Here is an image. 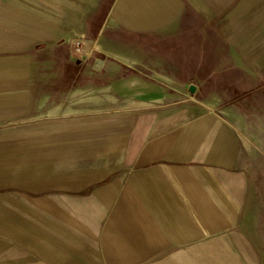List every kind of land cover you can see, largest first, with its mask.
Masks as SVG:
<instances>
[{
    "label": "crops",
    "instance_id": "1",
    "mask_svg": "<svg viewBox=\"0 0 264 264\" xmlns=\"http://www.w3.org/2000/svg\"><path fill=\"white\" fill-rule=\"evenodd\" d=\"M101 51L133 70L103 82ZM108 92L128 123L49 107ZM32 120L28 149L6 127ZM262 239L264 0H0V264H188Z\"/></svg>",
    "mask_w": 264,
    "mask_h": 264
},
{
    "label": "rangeland",
    "instance_id": "2",
    "mask_svg": "<svg viewBox=\"0 0 264 264\" xmlns=\"http://www.w3.org/2000/svg\"><path fill=\"white\" fill-rule=\"evenodd\" d=\"M76 39L81 40V41L83 40L80 36L76 37ZM82 42H84V41H82ZM82 42L78 46H76V49L78 51H76L75 57H76V59H79V60L82 59L83 53L91 52V51H89L88 48H86L85 52H84V50H83L84 46L82 45ZM101 53L103 56L101 55L100 58L102 60L100 62L92 61L93 58L91 57L90 58L91 63L87 64V65H88V67L93 69L94 65L100 64L101 68H103L105 70L106 75H107L106 77H104V79H101L103 82H105L107 84H112L114 82L115 78L110 77L114 73V71H113L114 69L116 70V73H115L116 75H119L120 74L119 72L125 73V72H129V71L133 70L131 67V64L129 62H121V61L116 60L115 57L109 51H104V52L101 51ZM93 54H95V53L92 51L91 55H93ZM148 64H150V66L154 65L153 63L142 62V63L138 64V68L146 70L147 68L150 67V66H147ZM135 67H137V66H135ZM152 68L153 67H151V69ZM170 68H173V67H170ZM174 68H176V67H174ZM92 80H93V78H92ZM181 80L193 82V80H195V79H184L183 78ZM80 82L81 81L79 79L76 82V86L79 85ZM202 82L204 85L206 84L208 87H210L211 79L204 77ZM102 98L103 99L106 98V99L101 100L103 102H99V104L101 103V107H102V109L100 108V110H101L100 113H99L100 110H98V108L100 107L98 104L99 100L97 98L95 99L93 95H90V102L88 101L89 99L85 101V105L79 103L80 99H81L80 96H75L73 98L68 97V96L67 97L65 96V98H64V96H63L64 101H63V99L60 101H53L49 107L51 108L53 106H57L58 104H61L64 102L65 104H67L69 106H73V108H75V109L81 108L82 106L90 107L91 108L90 117L92 119L94 117L99 116V115L104 116V117L106 116L107 123L110 124L111 122H114V119H116L117 117L119 118L120 115H123L124 119H126V122L127 123L129 122L130 114H129V111H126L127 107L124 104L125 101L123 102L119 99L114 98L113 95L110 94L109 92L106 95V97H102ZM60 107H61V105H59L58 108H60ZM65 111H67V110L59 109V111L55 112L56 114L54 113V116L60 117L59 118V120H60L63 118V117H61V114L64 113ZM43 117H46V116H43ZM49 117H51V116L49 115ZM74 117L77 119L80 116L78 117V115H75ZM33 121L34 120H32L31 122H28L26 124H20V122H15L10 127H6V128H8V132H10L12 135H14L16 137H17V135L26 133V135H28V137H30V140L27 141V148L28 149L35 147L36 142H35V140H33V136L35 133V128L40 127L39 124H35ZM112 132H114V131H111V132L108 131V133L106 135H108V137L112 138V137H114V134L112 135ZM92 141H94L93 137L91 138V142ZM79 143H82V142H76V145ZM18 144H19L18 142H16L14 144L16 149L19 148ZM24 146H26V145L24 144ZM262 240L264 241V239H262ZM234 249L235 250L233 252H230V254H218V255L203 254V255H201V257H200V255H198L200 257V259H198V260H196V258L194 256L188 254L187 255V261H188V264H264V253L248 254V253H245L244 249L242 247H240L239 245H236ZM261 249L264 250V246H262ZM209 259H213V262H211ZM216 260H218V261H216Z\"/></svg>",
    "mask_w": 264,
    "mask_h": 264
},
{
    "label": "bare ground",
    "instance_id": "3",
    "mask_svg": "<svg viewBox=\"0 0 264 264\" xmlns=\"http://www.w3.org/2000/svg\"><path fill=\"white\" fill-rule=\"evenodd\" d=\"M52 5H53V4H52ZM122 8H123V7H122ZM123 19H124V18H123ZM125 19H126V17H125ZM126 20H127V19H126ZM127 21L129 22V20H127ZM112 22H113V21H112ZM124 22H125V21H124ZM134 25H135V23H134ZM136 27H137V26H136ZM73 42H75V41H73ZM73 42H72V43H73ZM86 42H87V41H86ZM88 42H89V41H88ZM88 42H87V43H88ZM92 42H93V41H92ZM95 42H96V41H95ZM95 42H94V43H95ZM77 43H78V42H77ZM82 43H83V42H82ZM89 43H90V42H89ZM73 44H74V43H73ZM73 46H74V45H73ZM76 46H77V45H76ZM79 47H80V46H79ZM89 47H90V46H89ZM77 48H78V47H77ZM86 48H87V47H86ZM86 48H85V49H86ZM79 49H80V48H79ZM72 53H73V52H72ZM134 102H135V101H134ZM141 102H142V101H141ZM137 103H138V102H137ZM133 104H134V103H133ZM145 105H147V104H145ZM145 105H144V106H145ZM52 227H53V226H52Z\"/></svg>",
    "mask_w": 264,
    "mask_h": 264
},
{
    "label": "water",
    "instance_id": "4",
    "mask_svg": "<svg viewBox=\"0 0 264 264\" xmlns=\"http://www.w3.org/2000/svg\"><path fill=\"white\" fill-rule=\"evenodd\" d=\"M189 90H190L191 92H193V91H194V86H191V87L189 88Z\"/></svg>",
    "mask_w": 264,
    "mask_h": 264
}]
</instances>
